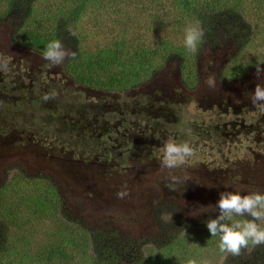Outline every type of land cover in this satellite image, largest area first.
<instances>
[{"label":"flooded vegetation","instance_id":"flooded-vegetation-1","mask_svg":"<svg viewBox=\"0 0 264 264\" xmlns=\"http://www.w3.org/2000/svg\"><path fill=\"white\" fill-rule=\"evenodd\" d=\"M221 31L214 34L216 41L199 48L193 78L182 75L180 58L169 59L163 75L155 70L129 92L90 88L64 69L71 83L97 94L92 103L73 104V108L61 105L56 97L42 100L49 94L48 80L53 81L43 52L14 43L12 36L0 40V56L8 59L10 69L0 71V163L14 155H32L42 165L77 175L80 171L72 163L83 160L96 170L132 176L125 179L130 185L147 171L155 181L146 183V195L163 192L158 204L163 209L182 207V197L194 204L199 195L196 188L211 201L222 191L239 192L244 185L249 186L243 189L247 193L249 188L262 191L264 113L254 108L250 97L257 83L264 84V74L255 75L252 82L245 81L252 70L230 74L226 65L235 35ZM210 76L215 77L217 90L207 86ZM191 102L201 109L184 111ZM22 110L34 120H26ZM170 139L188 142L195 151L185 165L172 170L161 164L163 145ZM200 155V166L190 167L186 178L183 169ZM169 174L176 177L175 190L165 186Z\"/></svg>","mask_w":264,"mask_h":264},{"label":"trees","instance_id":"trees-1","mask_svg":"<svg viewBox=\"0 0 264 264\" xmlns=\"http://www.w3.org/2000/svg\"><path fill=\"white\" fill-rule=\"evenodd\" d=\"M46 1L53 4L45 8ZM244 4L245 0H171L169 3L176 15L180 13L181 18L199 23L204 30L203 43L208 44L215 40L214 34L222 32L220 29L229 30L231 35L249 33L241 28L240 11ZM98 5H101L99 0H0V24L10 22L14 43L40 52L54 39L71 41L77 58L69 62L66 72L90 88L128 89L147 79L172 58H180L182 75L194 76L195 56L203 43L196 52L162 39H157L150 47H138L137 43L127 41L133 38L127 18L122 20V27L118 20V41L93 52L81 50L79 45L88 38L80 26L84 24L82 19L97 12L93 10ZM11 14L15 15L14 23ZM73 29L76 32H72ZM246 40H242V44ZM253 67L229 73L242 75ZM32 181L20 196L18 206L9 203V196L5 194V199L2 195L5 191H0V210L5 215V219L0 218V264H88V261L91 264H187L189 259L196 260L195 255L202 248H218L219 237H211L204 227L192 244L184 245L182 239L180 247H171L173 240L169 244L157 242L151 250L142 251L139 244L124 241L125 236L115 229L88 228L69 215L52 184L38 186L37 179ZM1 211L0 215L4 216ZM261 223L264 227V222ZM37 230L41 231L37 233ZM163 245L168 247L165 253ZM219 253L217 262L222 261V264H264V246L249 244L239 256Z\"/></svg>","mask_w":264,"mask_h":264},{"label":"rangeland","instance_id":"rangeland-1","mask_svg":"<svg viewBox=\"0 0 264 264\" xmlns=\"http://www.w3.org/2000/svg\"><path fill=\"white\" fill-rule=\"evenodd\" d=\"M99 1L101 5H98L99 7L93 10L97 12H92L89 16L85 15L86 17L84 16L82 19L84 24L80 25L82 30H85L84 32L88 34V38L83 39L84 44L81 43L79 45L83 51L88 49L87 51L93 52L97 48L102 49L118 41L120 39L118 20H121L122 27V20L126 18L127 23L132 28L130 30L131 35H133V38H129L127 41L129 43H137L138 47L142 46L145 48L150 47L157 39L169 41L174 46L184 47L185 29L189 25L196 24L194 21L187 20V18H181L179 12V15H176L170 8L169 3L171 0ZM52 4V1H46L44 7L48 8ZM240 13L243 22L241 28L244 31L248 30L249 33L246 35L242 33L233 34V36L235 35L232 37L235 39V44L232 46L233 51L232 49L230 50V52L232 51L231 56L228 58L230 63L226 67L228 71H245V69L254 66L245 80L252 82L256 75L255 66L260 64V67L264 68V0H245L244 8L242 6ZM10 18L13 21L15 15L11 14ZM233 23L236 24L237 20L234 19ZM74 30L76 32V29H73L72 32ZM11 31L12 25H10V22L0 25V40H9ZM224 34L226 35L225 32L221 35ZM74 36L82 38L81 36ZM66 40H62L65 46L75 50L74 46L71 45V41L67 42ZM242 40H246V42L242 44ZM72 60H66L60 66H53L47 61L48 66H51L50 77L53 80H48V87L50 86L49 94L55 93V97L61 101V105L70 106V108H73V104L78 105L86 102L89 104L93 98L97 97L95 92L84 89L81 84L71 83L69 77H66L68 74L67 72V74L65 73L66 66L70 65L69 62ZM239 62L242 64H239ZM71 64L74 66L73 63ZM169 66L172 67L173 64L169 63ZM203 66L200 68L201 80H203L202 76L204 75ZM156 70H158L157 72L161 71L163 75L166 71V65L158 67ZM192 82L193 80L190 81V83ZM131 88L124 90L129 92ZM195 107L198 110L201 109L197 107L196 102H191L187 108L185 106L184 111L187 110L188 113H194L196 111ZM22 113L26 120H34L29 119L30 112L22 110ZM193 160L191 159V163L186 165V169H183L184 172H187L184 173L185 177L188 172L192 171L190 167L195 166L197 168L200 166L202 157L200 155ZM72 166L80 171L77 172V176L66 175L62 170L52 165H42V162H39V158L36 156L21 155L18 157L14 155L6 162L0 163V170L2 171V174L0 172V191H5L2 194L5 199H7L6 195L9 196L10 199H7L9 203H14L18 206L20 196L26 187L32 184L34 178L39 181L38 186L44 185L46 187L50 183L59 193L60 199L63 200L64 206L71 217L81 220L90 229H115L120 235L125 236L124 241L134 242L135 245L139 244V248L142 251L144 249L151 250L157 242L164 243L167 241L169 244L173 240L174 244L170 246L180 247V239H182L183 242L185 241L184 245L192 244L200 237V231L206 227L207 221L219 215L216 207V202L219 198H216L213 202L211 198L203 196L202 190L198 188H196L197 192H195L199 194L198 199L195 201L196 204L194 203L195 205L191 201L185 200L184 202L182 197L180 201L182 207H177L176 209H163L158 205L163 193L160 190L148 192L143 198H140L142 196L130 198L129 195H126L122 198L124 206L106 205L99 200L100 198H94L92 188H94V192L105 187L114 190L118 187V175L113 172L106 173L103 169L96 170L92 165L83 162V160L82 162L72 163ZM136 169L139 170V168ZM164 171L163 169L162 173ZM82 172H85L88 176V180L86 181L85 179V183L80 182ZM144 173L146 177L144 175L142 182L145 186L146 183L155 181L150 172L145 171ZM124 177L126 179L132 176L125 175ZM254 180L257 179L254 178ZM248 187L244 185L243 189ZM256 187L259 186L257 185ZM121 189L125 188L121 186ZM189 189L190 191L194 190V188ZM243 189L239 192L242 195L247 194ZM262 189L260 192H264V186H262ZM234 190H237V188H234ZM190 191L188 190V192L183 194L186 195ZM254 191H258V189H248V193ZM136 195L139 194L136 193ZM166 205L168 207L171 206V208L173 206L170 203H166ZM23 212H25L24 209ZM1 213L4 215L3 211ZM0 218L5 219V215H0ZM22 218H24V214ZM44 224L49 225L48 222H44ZM40 231L37 230V233ZM167 248V245H163L162 250H164V253L167 252ZM219 254L216 246L207 250L202 248L195 255V259L197 263L201 261L202 264H222V261L217 262L220 260ZM88 264H91L90 261H88Z\"/></svg>","mask_w":264,"mask_h":264},{"label":"clouds","instance_id":"clouds-1","mask_svg":"<svg viewBox=\"0 0 264 264\" xmlns=\"http://www.w3.org/2000/svg\"><path fill=\"white\" fill-rule=\"evenodd\" d=\"M204 41V30L197 22L185 29L184 45L189 52H196ZM42 58L53 66H60L66 60L76 59L77 52L67 48L62 40L54 39L46 45ZM256 75L261 77L264 68L256 65ZM8 59L0 56V71H9ZM207 86L217 90L218 84L214 76L208 77ZM55 98V93L45 94L44 102ZM254 108L264 113V84L257 83L250 97ZM195 155L193 146L188 142L178 143L174 139L168 140L163 145L161 164L168 170L179 168L186 164L187 160ZM186 178H190L187 177ZM168 183L165 186L169 190H175L176 177L169 174ZM127 195L126 190L117 193L119 198ZM219 215L209 219L206 227L211 237H219L218 248L220 252H226L233 256H239L249 244L264 246V192L254 191L247 194L240 192L222 191L216 202ZM235 217H244L237 220ZM187 264H197L194 259H189Z\"/></svg>","mask_w":264,"mask_h":264},{"label":"water","instance_id":"water-1","mask_svg":"<svg viewBox=\"0 0 264 264\" xmlns=\"http://www.w3.org/2000/svg\"><path fill=\"white\" fill-rule=\"evenodd\" d=\"M67 172V171H66ZM64 173V172H63ZM67 175V173H64ZM73 175H76L73 173ZM77 176V175H76ZM118 187H116L114 190L108 189L107 187L100 189L99 191L94 192L93 189V195L95 196V199L100 198L104 204L106 205H114V206H124L122 198H119L117 196V193L120 191H125L127 192V195H129L130 198L133 196L135 197H140L143 198L146 195L145 192V184L142 182V179L144 178L143 176H137L132 179V184H127L128 181L125 180V177H120L118 176ZM88 180V176L86 175L85 172H82L81 177H80V182L85 183ZM121 186H123L125 189H121ZM139 194V195H136Z\"/></svg>","mask_w":264,"mask_h":264}]
</instances>
